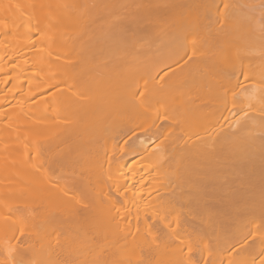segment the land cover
Segmentation results:
<instances>
[{
    "label": "bare ground",
    "instance_id": "1",
    "mask_svg": "<svg viewBox=\"0 0 264 264\" xmlns=\"http://www.w3.org/2000/svg\"><path fill=\"white\" fill-rule=\"evenodd\" d=\"M6 191L1 264H264V0H0Z\"/></svg>",
    "mask_w": 264,
    "mask_h": 264
},
{
    "label": "rangeland",
    "instance_id": "2",
    "mask_svg": "<svg viewBox=\"0 0 264 264\" xmlns=\"http://www.w3.org/2000/svg\"><path fill=\"white\" fill-rule=\"evenodd\" d=\"M102 5L104 6V5H106V4H102ZM100 6H101V5H100ZM103 6H102V7H103ZM108 6H109V5L107 4V7H108ZM103 8H105V7H103ZM101 9H102V8H101ZM105 9H107V8H105ZM105 9H102V10H105ZM117 9H118V8H117ZM122 9H123V8H122ZM125 9H126V8H125ZM125 9H123V11H124ZM120 10H121V8H120ZM112 11H114V10H112ZM121 11H122V10H121ZM121 11H117V12L123 13V12H121ZM185 24H186V23H185ZM182 25H183V24H182ZM184 27L186 28V26H184ZM184 27L182 26L181 28H184ZM184 30H185V29H184ZM101 35H102V34H100V31H99V32L97 31V36L99 37V39H100L101 41H103L104 38H101ZM35 36H36V35H35ZM99 39H98V41L101 42ZM95 40H96V41L92 40L90 43H96V42H97V39H95ZM104 40L106 41V43H105V41H103L104 43H103V46H101V47H104L105 44L107 45L109 39H108V40H107V39H104ZM111 41H112V42H111ZM118 41L120 42V44H122V43L124 42V41H121V40H118ZM99 42H97L96 44H98ZM110 42H111V43H110ZM114 42L116 43L117 40H115ZM114 42H113V40H109V43H110L111 46H112V44H113ZM119 42H117V43L119 44ZM121 42H122V43H121ZM125 42H126V41H125ZM142 42H143V41H142ZM142 42H141V43H142ZM181 42H182V41H181ZM109 43H108V44H109ZM145 43H146V42H145ZM182 43H183V42H182ZM100 44H101V43H100ZM123 44H124V43H123ZM180 44H181V43H180ZM94 45H95V44H94ZM98 45H99V44H98ZM101 45H102V44H101ZM106 45H105L104 48H106V49L108 50L110 47H108L109 45L106 47ZM113 46H114V44H113ZM113 46L111 47L112 49H111V48L109 49V50H110V51H109V54H110V56H111V54L114 55L115 53H117V56H116V58H117V57L121 54V51L123 50V48L120 49V50H118V49L116 48V46H118L117 44H115L114 48H113ZM95 47H96V46H95ZM99 48H100V47H99ZM104 48H102V49H104ZM115 48H116V49H115ZM165 48H166V47H163V46H162V47H158V46H157L156 48H154V49L156 50V53H155V54H159V53H162V52L167 51V49H165ZM177 48H178V47H177ZM179 48H180V47H179ZM179 48H178L177 51H179L180 49H182V51L184 50V49H183V46H182L180 49H179ZM102 49H101V51H102ZM163 49H165V51H164ZM93 50H95V49H93ZM114 50H115L116 52L113 53ZM95 51H96V50H95ZM95 51H93V52H95ZM101 51H100V52H101ZM103 51H104V50H103ZM111 51H112V53H111ZM157 51H158V52H157ZM180 51H181V50H180ZM98 52H99V51H98ZM100 52H99V53H100ZM104 52L106 53L107 51L105 50ZM119 52H120V54L118 55ZM175 52H176V51H175ZM95 53H96V52H95ZM102 53H103V52L100 53V54H101V55H100V58H101V56L103 55L102 59H105V60H106V56H107L108 53H106V55H105V53H103V54H102ZM143 53H144V52H143ZM143 53H141V54H139V55L142 57V56H143V55H142ZM180 53H181V52H180ZM91 54H92V53H91ZM93 54H94V53H93ZM93 54H92V55H93ZM96 55H97V54H96ZM98 55H99V54H98ZM104 55H105V56H104ZM115 55H116V54H115ZM115 55H114V56H115ZM122 55H123V54H122ZM122 55H120V56L118 57L119 60L121 59L120 57H122ZM144 55H145V57H147L148 54L145 53ZM94 56H95V54H94ZM94 56H92V57H94ZM110 56L108 55L107 58H110V59H111ZM123 56H124V55H123ZM95 57H96V56H95ZM98 57H99V56H98ZM104 57H105V58H104ZM149 57H150V54H149ZM113 58H114V57H113ZM116 58H114V59H116ZM142 58H144V56H143ZM94 59H95V58H94ZM98 59H99V58H96V60H98ZM105 60H103V61H105ZM107 60H108V59H107ZM107 60H106V61H107ZM111 60H113V59H111ZM111 60H110V62H112ZM119 60H114V62H112V63H118ZM124 60H125V59H124ZM124 60H121V61H124ZM144 60H145V59H144ZM101 61H102V60L100 59V62H101ZM106 61H105V63H109V62H108L109 60H108L107 62H106ZM101 63H102V62H101ZM110 64H111V63H110ZM59 76H60V75H58V76L56 75L53 81H54V82H59V81H60V78H61V77H59ZM50 81H52V80H50ZM30 135H31V134H29V136H30ZM32 135H34V137H32L31 139L27 137V138L29 139V142H28L27 139L25 138L24 141H25V143H26V142L28 143L27 145H30V146H31V143H34L35 141L38 140V138H36L37 136L35 137V134H32ZM104 135H105V136H103V137L107 138V137H106V134H104ZM30 141H32V142H30ZM29 143H30V144H29ZM37 143H38V142H37ZM37 143L35 142V144H33L32 147L38 146ZM30 161H31V159H30ZM129 162H132V160H130ZM128 164H129V163H127L126 165H128ZM130 164H131V163H130ZM30 165H31V164H30ZM30 170H31V171H29V174H28V181H31V180H32V178H31L32 175H35V174L32 172L33 170H32V168H31V166H30ZM115 172H116V171H115ZM113 173H114V172H113ZM115 174H117V173H115ZM115 174L113 175V174L111 173L110 175H112L113 178H114V177H115ZM29 175H30V176H29ZM112 176H109V177L112 178ZM22 181L24 182V180H22ZM22 181L19 180V181H17V182H20V183H18V184H17V183H16V184H13V185H14V186H13L14 189L12 190V189L10 188L11 192H15V194H16L17 190H19V189L21 190V187H22V186H20V184L23 183ZM15 185H16V186L18 185L17 187H19V188H17ZM21 185H22V184H21ZM13 187H12V188H13ZM144 188H146V185H145ZM10 190H9V191H10ZM14 190H16V191H14ZM20 190H19V191H20ZM9 191H6L5 194H4V192H3V193L0 192L1 194H4V196H3V197L1 196V197H2V199H4V200L6 201V202H4L3 208H2V209L0 208V212H1L2 210H3V211H4V210H7V206L9 205V207H10V204H11L15 199H17V198H16L17 196H15V197H14V195L11 196L12 193H10ZM8 192H9L11 195H9V194L7 195L6 193H8ZM18 193H19V192H18ZM19 194H20V193H19ZM19 194H17V195L20 196ZM22 194H23V193H22ZM20 197H21V196H20ZM20 197H18V200H19V199H20V200L23 199V198H20ZM22 197H23V195H22ZM28 197H29V196H28ZM25 198H26V197H25ZM27 199H28V198H27ZM29 200H30V202H29ZM29 200H27L28 203H31V200H32V199H29ZM27 201H26V202H27ZM32 201H33V200H32ZM154 202H155V201H154ZM154 202H152V203H154ZM155 203L157 204V202H155ZM124 204H125V203H123V202L120 203V204H119V207L121 208V207L125 206ZM156 204L153 205V204L150 203V204L148 205V207H146L145 209H147V211H149V212H155V211H150V210H157V209H155V208L153 209V207L156 206ZM121 205H122V206H121ZM152 205H153V206H152ZM31 206H32V205H31ZM126 206H127L126 208L123 207V208H121V209H122V210H123V209L126 210V209L128 208V209H131V210H132V208H133V207L131 208L130 204L127 203V202H126ZM128 206H129L130 208H129ZM157 206H158V205H157ZM157 206H156V207H157ZM149 207H150V208L152 207V208L149 209ZM8 209H9V208H8ZM148 209H149V210H148ZM4 212H5V211H4ZM149 212H148V214H149ZM1 213H2V212H1ZM173 216H174V215H173ZM148 218H149V219H148ZM167 218H168V219H166V220H167V221L169 220L168 222L172 223L171 220L174 219V218L176 219V216H174V217L171 216V219H170V216L167 217ZM146 219H148V220H146L147 223H152V222H153V220H151L150 217H147ZM8 220H10V219H8ZM177 220H178V219H177ZM12 221H13V220H12ZM172 221H174L173 224H172V225H174V224L176 223V221H175V220H172ZM2 223H3V222H2ZM2 223L0 224V246H1L0 249H1L2 247H4V246H8V247H10V252H13V253H11V254H14L15 251H18V250H20V248H21V244H20L21 242H19V241H21L24 237L27 238V236H25L26 233H27V232H25V231H26L25 229H27V228H25L26 225L23 227V226L21 225V223L18 225V224H16V223H12V222H10V221H7V222L4 221V223H6V224H4V223L2 224ZM170 223H169V224H170ZM14 224H16V225H14ZM170 225H171V224H170ZM22 227H23V228H22ZM21 237H22V238H21ZM142 237H143V236H142ZM145 238H146V236H145ZM145 238H144V239H145ZM16 239H17V240H16ZM18 239H19V240H18ZM146 239L148 240L149 238H146ZM107 241H108V240H106V242H107ZM148 241H149V240H148ZM18 242H19L20 245L17 244ZM102 242H103V243H101L102 245L106 244L105 241H102ZM109 242H110V243H109V247H110V250H111V249H113V246H112L113 244H111V242H112L111 240H110ZM135 243H137V242H135ZM147 243H149V242H147ZM147 243L144 242V244H146V245H147ZM132 244H133V243H132ZM138 244H139V243H138ZM144 244H142V245H144ZM183 244H184V245H183ZM185 244H186V243H182L183 246H185ZM191 244H192V242H191ZM197 244H198V243H197ZM13 245H14V247H12ZM129 245H130V244H129ZM133 245H134V244H133ZM139 245H140V244H139ZM142 245H140V246H142ZM146 245H144V246H146ZM178 245H179V244H178ZM182 245H181V246L179 245V246H180V247H179L180 250H183V251H184V252H183V251H181V252L184 253V254H187V253H185L186 250L184 249V247L181 249ZM188 245H189V243L186 244V246H188ZM199 245H200V244H199ZM18 246H20V247H18ZM107 246H108V244H106L104 248H106ZM137 246H138V245H136V246H131V245L128 246V245L126 244V245H124V246L122 247V245H121V246H120V250L118 251V253H115L116 255H113V256H115V257H114V260L112 261L113 264H130V263L132 262V260H134V258L137 256V255H136L137 253H138V258H139V254H143V255H144V254L148 251V250H144L145 252L143 251V252L139 253L140 248H138L139 246H138V247H137ZM186 246H185V248H187ZM192 246H193V247L195 246L194 249H193V251L195 250V248H196V250H197V247H198V246H196V244H195V245H192ZM192 246H190V248H192ZM111 247H112V248H111ZM117 247H118V246H117ZM117 247H116V248H117ZM142 247H143V246H142ZM4 248H5V247H4ZM11 248H12V249H11ZM13 248H14V249H13ZM145 248L147 249V246H146ZM145 248H144V249H145ZM199 248H200V247H199ZM199 248H198V249H199ZM5 249H7V247H6ZM108 249H109V248H107V250H108ZM117 249H118V248H117ZM117 249H116V251H117ZM3 250H4V249H3ZM8 250H9V248H8ZM11 250H12V251H11ZM104 250H105V249H104ZM114 250H115V245H114ZM188 250H190V249H189V246H188L187 251H188ZM108 251H109V250H108ZM137 251H138V252H137ZM141 251H142V249H141ZM187 251H186V252H187ZM191 251H192V250H191ZM191 251H190V252H191ZM1 252H2V250L0 251V254H1ZM135 252H137V253L135 254ZM148 252H149V251H148ZM190 252H188V253H190ZM24 253H25V252H24ZM24 253H23V256H22L23 258H20V259H21V262H20V261H17V260H20V259L18 258V259L15 260L16 262H15L14 264H25V263H27V264H29V263H30V264H35V263H37V262H38L37 264H50V263L53 264L50 260H48L49 258L47 259L48 261H47L46 258H45V259H44V262H43V260L41 259L42 256H41V258H40L41 260H40V263H39V257H40V256H37L38 253H36V256L38 257L37 259H36L35 255H32V253H31L30 255H29V253H28V254L25 253V255H24ZM150 253H151V251H150ZM153 253H155V252H153ZM191 253H192V252H191ZM191 253H190V254H191ZM16 254H17V253H16ZM113 254H114V253H113ZM155 254H156V256L153 254V258H151V256H152L151 254H150V255L146 254V256L148 255V256H147V257H148V260L142 261L143 263L137 261L138 264H159V262H160L163 258L165 259V257L162 258V257L160 256V255H163V254H158V253H155ZM2 255H3V254H1V256H2ZM143 255H140V256H143ZM1 256H0V259H1ZM30 256H31V257H30ZM33 256H34L35 258H34ZM159 256L162 258L161 260H159V259H160ZM2 257H4V256H2ZM25 257H26V258H25ZM143 257H144V256H143ZM143 257H141V259H142ZM147 257H146L145 259H147ZM154 257H158L159 259H158V258L155 259ZM33 258H34V259H33ZM136 258H137V257H136ZM136 258H135V259H136ZM149 258H150L151 260H149ZM2 259H4V258H2ZM2 259H1V260H2ZM24 259H25V261H24ZM32 259H33V260H32ZM35 259H36L37 261H36ZM143 259H144V258H143ZM164 259H163V261H164ZM1 260H0V261H1ZM31 260H32V261H31ZM152 260H153V261H152ZM154 260H155V261H154ZM156 260H159V261H156ZM3 261H4V260H3ZM41 261H42V262H41ZM140 261H141V260H140ZM146 261H148V262H146ZM137 262L135 263V262L133 261L132 263H133V264H134V263L137 264ZM145 262H146V263H145ZM81 263L84 264L82 261L79 262V264H81ZM0 264H1V263H0ZM110 264H112V263H110ZM161 264H162V262H161ZM163 264H165V263H163Z\"/></svg>",
    "mask_w": 264,
    "mask_h": 264
}]
</instances>
